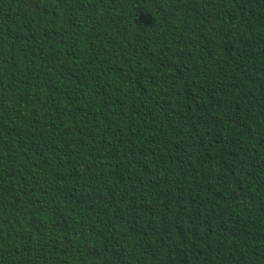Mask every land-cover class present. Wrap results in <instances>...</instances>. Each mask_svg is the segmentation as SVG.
<instances>
[{
  "label": "trees",
  "instance_id": "trees-1",
  "mask_svg": "<svg viewBox=\"0 0 264 264\" xmlns=\"http://www.w3.org/2000/svg\"><path fill=\"white\" fill-rule=\"evenodd\" d=\"M0 264H264V0H0Z\"/></svg>",
  "mask_w": 264,
  "mask_h": 264
}]
</instances>
